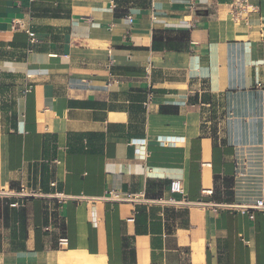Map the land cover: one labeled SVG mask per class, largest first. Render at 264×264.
Masks as SVG:
<instances>
[{"label": "crops", "instance_id": "crops-1", "mask_svg": "<svg viewBox=\"0 0 264 264\" xmlns=\"http://www.w3.org/2000/svg\"><path fill=\"white\" fill-rule=\"evenodd\" d=\"M233 1L0 0V190L51 194L0 197V264H264L224 206L264 197V0Z\"/></svg>", "mask_w": 264, "mask_h": 264}, {"label": "built area", "instance_id": "built-area-1", "mask_svg": "<svg viewBox=\"0 0 264 264\" xmlns=\"http://www.w3.org/2000/svg\"><path fill=\"white\" fill-rule=\"evenodd\" d=\"M250 5L248 4V0H234L232 4V14L235 17H239L243 12H249ZM245 19L248 20V17H245ZM32 35V41H35V37L33 32L30 33ZM170 138L168 140H161L163 144H166L169 142L170 144H176L175 141H170ZM169 188L171 192L173 193H183V184L182 180L179 178L172 179L169 185ZM56 198L59 201H63L65 199H68L72 196H67L62 193H55ZM204 194L211 195L213 194V190H205ZM49 195L45 192H43L40 189H34V188H28L24 185L20 186L19 188H4L0 190V197L9 199V204L11 206H25L27 201L29 199L35 198V197H42V198H48ZM79 197V196H78ZM94 199V198H91ZM100 199H105L108 201H122V200H130L137 204H142L147 202V198L145 197V193L139 192V193H123L119 190L112 189L108 191L104 196H102ZM152 202L156 204H160L162 206H178L180 204H187L188 202L183 200H177L174 197H159L157 199L152 200ZM201 205H207L208 202L199 201L197 202ZM225 207L239 210L241 212H249L251 217H254V211H262L264 212V197L258 199L254 203L251 204H234V203H226L224 204Z\"/></svg>", "mask_w": 264, "mask_h": 264}, {"label": "bare ground", "instance_id": "bare-ground-1", "mask_svg": "<svg viewBox=\"0 0 264 264\" xmlns=\"http://www.w3.org/2000/svg\"><path fill=\"white\" fill-rule=\"evenodd\" d=\"M78 256V255H77ZM76 261H78L79 263H84L85 262V259L83 257H70Z\"/></svg>", "mask_w": 264, "mask_h": 264}]
</instances>
